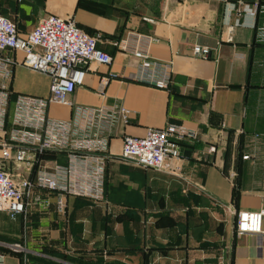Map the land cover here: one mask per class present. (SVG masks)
Segmentation results:
<instances>
[{"label":"crops","instance_id":"1","mask_svg":"<svg viewBox=\"0 0 264 264\" xmlns=\"http://www.w3.org/2000/svg\"><path fill=\"white\" fill-rule=\"evenodd\" d=\"M237 1L0 0V13L23 35L49 13L73 16L97 35L114 60L92 63L70 100L92 107L120 104L131 111L126 123L109 132L105 202L69 196L62 213L56 194L42 191L49 206L38 203L15 221L0 214L11 222L36 218L38 228L49 232L41 238L63 239L66 248L96 264H264V234L235 231L238 211L264 207V0H245L241 17ZM131 31L159 39L149 52L172 63L168 89L132 79L139 61L114 46ZM197 43L210 47L211 57H196ZM103 78L108 84L100 96ZM50 83L48 74L15 67V93L48 96ZM49 113L61 119L74 114L56 104ZM169 123L196 133L183 141L186 152L175 169L144 168L120 156L126 134L143 136L149 127ZM210 146L216 151L210 153ZM47 160L66 158L55 154Z\"/></svg>","mask_w":264,"mask_h":264},{"label":"built area","instance_id":"2","mask_svg":"<svg viewBox=\"0 0 264 264\" xmlns=\"http://www.w3.org/2000/svg\"><path fill=\"white\" fill-rule=\"evenodd\" d=\"M237 2L236 13L241 17L247 3ZM157 41L152 35L131 31L116 39L114 46L139 61L133 80L168 89L172 63L153 59L149 52ZM98 43L99 37L83 30L73 16L49 13L23 35L14 20L0 13V212H6L13 221L38 203L50 205V198L42 191L56 194L57 208L62 213L69 196L106 201L109 132L119 123H126L131 111L120 104L92 107L74 105L70 100L75 89L85 84L92 63L110 65L114 60ZM193 52L207 59L212 49L197 43ZM17 65L48 74L49 95L15 93L12 82ZM107 84L108 78H103L100 96L105 95ZM53 104L72 108L73 116L52 117L49 110ZM195 137L196 133L182 124L149 127L143 136L126 134L120 156L140 167L173 170L182 158L183 141ZM215 151V146L209 147L210 153ZM50 153L63 154L66 161L48 162L46 156ZM12 168L22 176L20 180ZM25 171L30 172L28 177L21 174ZM263 221L264 207L238 211L235 231L238 235L264 234ZM6 245L0 242L9 251L23 249L20 244H8L10 249ZM7 252L0 250V264H5Z\"/></svg>","mask_w":264,"mask_h":264},{"label":"rangeland","instance_id":"3","mask_svg":"<svg viewBox=\"0 0 264 264\" xmlns=\"http://www.w3.org/2000/svg\"><path fill=\"white\" fill-rule=\"evenodd\" d=\"M0 222H2L0 235L12 240L4 243L7 245L20 244L23 247L20 251H14L6 245V248L10 249V251L6 253L5 264H18V261L19 264H23L25 261H27V264H33L34 258L43 257H49L53 261L68 264V261L64 259L66 256L70 259L78 257L73 249L65 247L66 243L63 239V241L53 243V240H48V237L41 238V235H48L49 232L47 227L38 228L36 218H27L26 220L24 218L17 222H11L6 218L5 214H0Z\"/></svg>","mask_w":264,"mask_h":264},{"label":"trees","instance_id":"4","mask_svg":"<svg viewBox=\"0 0 264 264\" xmlns=\"http://www.w3.org/2000/svg\"><path fill=\"white\" fill-rule=\"evenodd\" d=\"M183 144V143H182ZM56 153H50L48 154L46 157L47 158H52L55 156ZM237 187V186H236ZM87 199L90 203L94 202L91 199L85 198ZM8 241H12L11 239H9L8 237L4 236V235H0V242H8ZM77 246V245H76ZM79 248L85 249V245L83 244H79L78 245ZM0 250H4L5 252L9 251L5 248H3L2 246H0ZM75 258V259H74ZM83 256H79L78 257H73V258H69L66 256V258H64L66 261H68V263H72V264H96L95 261L90 260V262L86 261L83 259ZM22 264V263H20ZM23 264H27V261H25V263ZM33 264H64V263H59L56 261L51 260L49 257H43V258H34L33 259ZM107 264V263H105Z\"/></svg>","mask_w":264,"mask_h":264},{"label":"water","instance_id":"5","mask_svg":"<svg viewBox=\"0 0 264 264\" xmlns=\"http://www.w3.org/2000/svg\"><path fill=\"white\" fill-rule=\"evenodd\" d=\"M183 152H186V151H183Z\"/></svg>","mask_w":264,"mask_h":264}]
</instances>
